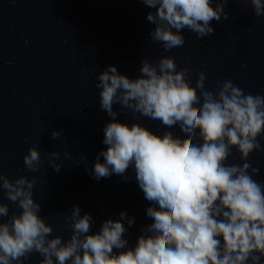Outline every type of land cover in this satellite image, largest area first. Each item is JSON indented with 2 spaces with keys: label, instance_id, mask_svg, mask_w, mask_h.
I'll list each match as a JSON object with an SVG mask.
<instances>
[{
  "label": "clouds",
  "instance_id": "obj_1",
  "mask_svg": "<svg viewBox=\"0 0 264 264\" xmlns=\"http://www.w3.org/2000/svg\"><path fill=\"white\" fill-rule=\"evenodd\" d=\"M228 2L142 0L155 10L147 13L155 25L149 39L171 51L185 44L182 30L209 36L213 20L228 19ZM243 2L251 4L255 17H264V0ZM190 76L188 67L177 69L173 56L155 63L144 58L135 78L114 65L97 76L100 108L112 120L103 128L107 148L97 154L92 175L100 180L115 174L128 181L127 170L133 169L152 221L135 245L125 239L135 222L126 212L106 219L93 233V216L81 215L78 205L65 217L70 237L52 236L53 226L34 198L35 177L12 180L0 173L4 197L19 209L10 215L9 204L0 201V264H27L33 253L41 257L38 264H261L264 181L254 179L260 170L249 157L264 152V95L246 94L230 78L209 89L203 71L193 86ZM124 110L158 120L167 129L178 127L184 135L170 130L161 135L139 122H120L116 117ZM61 135L51 132L53 139ZM233 149L241 164L228 163ZM49 157L59 172L62 165L54 162L59 152ZM23 163L28 172L39 171L42 158L36 145L29 147Z\"/></svg>",
  "mask_w": 264,
  "mask_h": 264
}]
</instances>
